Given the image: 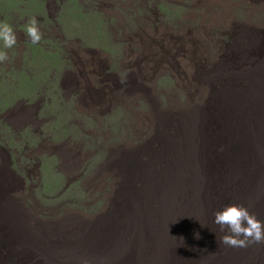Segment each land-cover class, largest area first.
I'll return each instance as SVG.
<instances>
[{
	"label": "rangeland",
	"instance_id": "rangeland-1",
	"mask_svg": "<svg viewBox=\"0 0 264 264\" xmlns=\"http://www.w3.org/2000/svg\"><path fill=\"white\" fill-rule=\"evenodd\" d=\"M263 2L264 0H259L260 5L251 7L248 13L243 8L248 6L249 1H235L229 12V14L239 12L238 18L244 22L247 21L244 33L250 32V37L253 39L249 47H246L247 42H245L243 68L255 69L260 74H264ZM211 9L216 11H214L215 17L212 20L209 14L211 11L207 9L205 1L0 0V21L11 24L17 36L16 45L10 49H5L9 55L8 64L3 65L1 63L2 65H0V88L2 89L0 97L4 95V87H6L5 93L7 96V92L16 82L21 85L17 88L27 91L28 96L35 97V93L41 89L42 92L47 94V99L44 102L45 105L41 108L40 115L44 119H50L52 116L55 118L46 128L47 135L52 138V140L50 139L52 144L56 146L62 142L66 143L67 136L57 134L55 131L51 133V126L60 129L58 125L61 120L72 127L75 125L73 127L75 136L72 143L79 147H74V150L79 155H89L91 164L96 165V167L103 158L111 153L110 148L117 150L119 148L126 149L129 146L141 147L145 142L146 149L141 155L137 156L135 159L137 167L132 169L135 183H140L141 175L146 170L144 167L149 166L148 161L157 160L158 154L161 153V146L158 145L155 152H152L150 146H153L156 141H162V146H166L168 142L172 143L173 140L183 141L190 131H192L191 135L198 133L193 127L194 123L197 124L199 121L198 127L204 125V119H195L192 125L181 122L182 119L180 118L177 121L175 116L170 114L179 104L180 110L185 112L187 119L191 117L195 106H200L201 108L197 109L196 114L200 113V116L208 114L210 122L220 132L215 139L224 138L228 147H237L236 141L239 128L235 123L236 120H230L222 110L224 98L222 95L227 91V94L230 95L232 91L235 92V97L238 100L241 92L229 88L231 72L226 74L225 79L217 80L223 86L216 93L213 84L208 83L209 88H206L197 70L196 62L199 58H213L216 53L213 45L220 40L232 42L234 37L240 34L241 29L236 26L226 29L222 24L217 25L216 14L219 8ZM32 17L38 20V27L42 33L41 41L36 45L30 42V38L27 37L25 31V26ZM141 26L146 31H159L163 35L159 45L167 42L166 48L173 46L176 51H179V47L186 44L187 39L185 38L187 36L194 38V49L186 51L180 48V53L184 55L182 57L183 75L186 78L184 83L179 82V79L171 76L165 70L162 75L149 84L148 93L143 92L141 84L138 86L133 85L127 95L123 94L121 97L114 98L113 103L108 101L102 112L104 114L110 113L111 116L104 119L90 111L85 114L88 109L83 101L79 104L69 103L66 108L58 104L57 99L52 95V91L56 88L57 75L60 71L65 70L61 74L71 77L75 70L74 67L69 65L70 55L66 51L71 53V57H76L87 54V51L78 53L80 47L97 48V50L90 53L105 58L104 65H101V67L106 66L109 71L116 70V74L110 78L116 80L126 79L130 70L125 64L112 63L110 59L121 60L122 40L124 37L131 36L130 31H138ZM255 31H260V33ZM108 36H111L113 40L111 45L98 43V40L107 39ZM59 38L64 39L61 41ZM82 38L84 39L82 40ZM240 45L241 40L238 39L237 46ZM0 47L2 48V42H0ZM115 50L118 53H115ZM246 52L249 53V57L245 56ZM59 53L62 54V60L66 59L67 54V63L58 60ZM127 60L128 58L125 57L124 61ZM73 63H76V61H73ZM142 64H144V60ZM127 65L129 67V63ZM134 69H137L138 73L134 74L131 71L129 80H133L135 75L143 78L144 72L141 66ZM99 71L103 72L104 70L100 68L94 72L97 74ZM7 73H10V76L6 78L9 81L6 84L1 83V78L5 77ZM54 77H56L55 82L52 81ZM99 82V80L92 81L91 84ZM193 83L199 86V90H196L198 94L191 92L190 87ZM150 94L158 99L162 113H158L157 120L152 122L158 132L155 131L147 135L143 118L149 116V111L144 104V100ZM205 96L207 97L206 101H202ZM226 104L228 108L233 107L230 98H226ZM13 107L14 105L10 104V101L0 100V114ZM37 109L39 111L40 107L38 106ZM234 117L239 119L240 115L235 114ZM256 121L258 124L261 123V119ZM191 128L192 130H190ZM157 135H159L158 138H156ZM3 138L10 140L6 141L9 148L8 153L1 151L2 156L6 159L5 155H8L7 157L13 160L14 163L1 166L0 171L17 168L15 162L28 168V171H35L34 161L27 162L25 159L27 151L24 141L16 137L14 139L12 135H6ZM35 140L38 141V138L35 137ZM243 143L248 147L259 144L264 146V137L253 136L244 140ZM0 144H2L1 140ZM69 146L73 148L72 145ZM50 150L55 151L56 148ZM56 152H54V157L51 159L44 158L46 164L49 162L53 170L45 167L43 163L38 177L39 185L35 183L36 187L25 189L20 184L18 195L20 200L27 199L29 201L35 212L41 215L44 224L61 226L56 230L58 237L71 236L70 240L75 241L77 246L80 245V240L83 241L84 239L83 232L88 222L93 221L97 224L96 227L89 228L86 234L82 247L89 255L85 253L86 256L82 259L81 264H127L126 260L124 261L126 256L132 259L139 256L146 261H155L156 264H214V256L218 253L216 248L224 252L222 264H254L260 246H258V249H256L255 244H251L246 248H232L221 244L219 238L223 233L213 223V214L222 207L233 203L243 204L246 207L254 205V207L257 206L258 210L264 211V192L260 193L259 190L253 192L257 188V182L252 177L249 188L235 189V182H231L223 173V162L226 159V153L217 142L211 143L210 152L212 155L206 156L204 166L202 164L196 166L191 164L178 167L182 156L185 160H188L189 153L182 154V151L178 152L176 150H173L172 158L167 156L162 163L160 162V165L155 164L152 166L154 173L152 179L154 178L153 180L156 181V186L161 185L168 188L178 185L180 189L184 190V194H181V196L187 197L189 201L195 202L198 208L202 209L205 220L197 223L201 227H190L192 231L202 229L191 236L171 230L169 238H161L160 230H158L155 243H147L145 246L119 258L113 257V249L106 246L108 240L103 239L108 238L103 230L105 221L98 217L102 210L109 208V204L105 207V198H103L107 193L91 190L83 193L77 184H68L61 173L58 172V167L65 160L66 153L58 158ZM173 161L175 164H173ZM60 170L65 172L68 178L71 177L62 165ZM107 181L106 178L101 179L98 183L101 185L100 190ZM108 182L112 183V179L110 178ZM196 182H198L197 188L195 190L191 189ZM183 197H179L176 203L177 217H179L180 212L188 215L193 210L187 200L184 202ZM3 198L7 200L6 197ZM144 200L147 210L146 219L149 217V208L160 206L161 201L159 197L153 196L149 192H146ZM197 213L194 212L193 214ZM116 214L112 211L111 215L107 217L115 218ZM62 218L64 220L60 221ZM68 219L71 220L66 221ZM2 228L3 226L0 225V240L6 242V234L1 230ZM52 228L53 226L49 227L47 231ZM142 229L148 230L146 226ZM139 230L140 227L135 224L130 233L117 230L116 234L119 239L124 238L129 244L132 239L139 242L137 238ZM109 236L111 239L114 238L113 235ZM180 241H189L191 248L174 250L173 244L176 245ZM45 243L46 240H41L38 245H23L22 250L16 255L24 257L21 260L23 264L27 261L26 257L34 258V248H41ZM93 248L98 250L99 255L90 256ZM52 261L58 263L57 259ZM41 264H47V261Z\"/></svg>",
	"mask_w": 264,
	"mask_h": 264
},
{
	"label": "clouds",
	"instance_id": "clouds-1",
	"mask_svg": "<svg viewBox=\"0 0 264 264\" xmlns=\"http://www.w3.org/2000/svg\"><path fill=\"white\" fill-rule=\"evenodd\" d=\"M194 1L206 2L207 9L211 11L210 13L208 11L211 15V20L215 17L216 12L211 8H219L216 14L217 25L222 24L226 29H231L232 26L241 29L240 34L235 36L232 42L220 40L213 45L216 52L213 58H199L196 62L197 70L206 88H209L208 83H211L216 93L223 86L217 80L225 79L226 74L231 72L232 76L230 77L229 88L241 92L238 100L235 97V92L232 91L230 95L227 94L228 91L222 95L224 97L222 110L230 120H236L235 123H237L239 128L236 141L237 147H228L224 138L215 139L219 136L220 132L210 122L208 114L202 116H200V113L196 114L197 109L201 108L200 106H195L191 117L187 119L185 112L180 110L179 104L173 109L172 114H170L174 115L177 121L180 118L182 119L181 122L192 125L193 120L204 119V125L198 127L199 121L197 124L194 123L193 127L198 133L191 135L192 131H190L183 141L173 140L172 143L168 142L166 146H162V141H156L153 146H150L153 150L152 152H155L158 145L161 146V153L160 155L158 154L157 160L148 161L149 166L144 167L146 170L141 175L140 183H135L133 181L134 173H132V169L137 167L135 161L137 156L141 155L146 149V146H144L145 142L141 147L129 146L126 149L119 148L117 150L110 148L109 151L111 153L106 158H103L96 167V165L91 164L89 155H79L74 150V147H79L72 143V139L75 136L73 129L75 125L72 127L63 120L58 125L60 129L50 125L51 133L55 131L57 134H65L67 136L66 143L62 142L56 146L52 144V138L47 135L46 128L55 118L52 116L50 119H44L40 115L41 108L45 105L44 102L47 99L45 92L39 89L35 93V97L28 96L27 91L17 88L21 85L16 82L12 85L6 96V87H4V95L0 97V100L10 101V104H13L14 107L0 114V140L2 141V144H0V167L14 163L6 155V159L2 156V152L8 153L9 148L6 141L10 140L3 137L12 135L14 139L16 137L24 141L27 151L25 159L27 162L34 161L33 167L35 171H28L25 166H20L15 162L17 168H9L6 171L0 172V225L3 226L1 230L6 234V242L0 240V264H22L21 260L24 257L16 255L22 250V246L38 245V242L41 240H46L44 246L34 248V258L30 256L26 257L27 261L23 264H41L46 261L47 264H56L52 261L53 259L58 260L57 264H79V261L81 264L82 259L86 256L85 253L89 255L82 245L89 228L97 226L95 222H88V225L84 228L85 231L84 229V232L82 231L85 235L84 239L83 241L80 240V245L77 246L75 245V241L70 240L71 236L58 237L56 230L61 228V226L44 224L41 220V215L35 212L29 201L27 199L20 200L18 195V186L20 184L26 189L36 187L35 183L39 185L38 177L43 163L45 167L53 170L51 164L49 162L46 164L44 158L51 159L54 157V152L56 151L59 156L58 158H61L66 153L65 160L63 159L64 161H62L60 166L62 165L71 177L68 178L65 175L66 173L60 170V166L58 167V172L61 173L68 184H77L83 193H87L89 190L105 191L107 193L103 198H105V207L109 204V208H103L104 210H102L98 217L105 221L103 223V230L108 238L103 239L108 240L106 246L109 249H113L112 256L116 258L127 255L129 252L141 248L147 243H155L157 241L156 233L158 230H160L161 238H169L171 230H175L179 234L191 236L202 229L192 231L190 228L201 227L197 223L203 222L205 215L195 202L181 196V194H184V190L180 189L178 185L168 188H164L161 185L156 186V181L152 179L154 176L152 166L155 164L160 165V162L162 163L167 156L172 158L173 150L182 151V154L185 152L189 153L188 160H185L182 156L178 167L189 166L191 164L194 166L202 164L204 166L207 159L206 156L212 155L210 145L215 141L226 153V159L223 162V173L231 182H235V189L249 188L251 177H255L257 188L253 192H258V190L260 193L264 192V146L259 144L255 147H248L243 143L244 140L251 136L264 137V121L261 123L263 124L262 129H257V126L252 127L253 124H257L256 120H264V74H260L255 69L249 70L243 68L245 42H247L246 47H249L253 39L250 37V32L244 33L247 21L244 22L238 18L239 12L237 14H229L231 5L235 1H249L248 6L243 8L249 13L251 7L260 5L259 0ZM138 29L135 32L130 31L131 36L128 38L124 37L122 40L121 60L110 59L112 63L119 62L126 65L130 70L126 79H111L110 77L116 74V70L94 73L101 65H104L105 60L102 56H95L90 53L97 50V48L80 47L78 53L87 51V54L76 57H71V53L66 51L70 55L69 65L74 67L75 70L71 77L61 74L65 70L60 71L57 75V80L56 77L52 80L53 82L56 80V88L52 91V95L55 96L58 104L66 108V105L69 103L79 104L83 101L88 109L85 111V114L90 111L104 119L111 116L110 113L104 114L102 112L108 101L113 103L114 98L121 97L123 94L127 95V92L133 85L138 86L141 84L143 92L148 93L149 84L162 75L165 70L171 76L179 79V82L184 83L186 80L183 75L184 64L182 57L184 55L180 53V48L186 51L194 49V38L187 36L185 38L187 39L186 44L183 47H179V51H176L173 46L166 48L167 42L159 45L163 37L159 31H146L142 26ZM25 31L33 45L41 41L42 33L38 27V20L35 17L28 20ZM255 32L260 33V31ZM63 39L60 40L63 41ZM238 39L241 40L239 47L237 46ZM112 41L111 36H108L107 39L98 40V43L111 45ZM0 42H2V48L0 47V65H2L1 63L5 65L9 61L8 51L5 49H10L16 45L17 36L13 26L3 21H0ZM115 53H118V51L115 50ZM67 54L66 59L62 60V54L59 53L58 60L67 63ZM245 56L249 57L250 55L246 52ZM125 57L128 58L127 61H124ZM186 59L188 58L186 57ZM143 60L144 64H142ZM73 61H76V63H73ZM137 66H141L143 69V78L135 75L133 80H129L131 71L134 74L138 73V70L134 69ZM9 74L7 73L5 77L1 78V83L6 84L9 81L6 79L7 76H10ZM91 77L100 82L97 84L88 83ZM190 88L192 93L198 94L196 90H199V86L197 84H191ZM226 98L231 99L233 107H227ZM206 99L207 97L205 96L202 101H206ZM144 104L149 111V116L143 118V124L144 128L146 127L145 133L149 135L157 131L152 122L157 120L158 113H162V109L158 104V99L152 94L144 100ZM35 106L40 107L37 113L32 109ZM29 108L31 110H28ZM235 114L240 115L239 119L234 117ZM35 137L38 138L39 142L35 140ZM158 137L159 135L156 136V138ZM69 145H72L73 148ZM51 148H56V150L51 151ZM173 164H175L174 161ZM103 178H106L108 181L111 178L112 183L107 181L104 187L102 186V190H100L101 185L98 183ZM197 183H194L191 189L195 190ZM146 192L159 197L161 205L151 206L149 208V217L145 219L147 210L144 196ZM3 197H6L7 200H4ZM179 197H183L184 202L187 200L191 209H193L188 215L180 212L179 217H177L176 203ZM112 211L117 213L115 218L107 217L111 215ZM194 212L198 213L193 214ZM213 217V223L223 233L219 238L221 244L232 248H246L251 244H258L260 251L254 264H264V211L263 213L261 211L262 220H260L245 205L233 203L214 212ZM63 220L62 218L60 221ZM135 224L140 227L137 236L139 242L132 239L127 244L124 238H118L116 234L117 230L130 233ZM50 226H53V228L47 231ZM145 226L148 230L142 229ZM109 235H113L114 238L111 239ZM173 247L174 250H184L191 248V244L189 241H180L176 245L173 244ZM217 250L218 253L214 256L213 263L222 264L224 252L218 248ZM91 253L90 256L99 255L96 248H93ZM127 258V256L124 258L127 264H156L155 261H146L139 256L135 259Z\"/></svg>",
	"mask_w": 264,
	"mask_h": 264
},
{
	"label": "bare ground",
	"instance_id": "bare-ground-1",
	"mask_svg": "<svg viewBox=\"0 0 264 264\" xmlns=\"http://www.w3.org/2000/svg\"><path fill=\"white\" fill-rule=\"evenodd\" d=\"M94 52V51H93ZM100 68H102L104 71H106L107 70V68L108 67H106V66H103V67H100ZM99 68V69H100ZM259 68V67H258ZM260 69V68H259ZM94 73H96V72H94ZM92 81H97V80H95L93 77H91V79H89L88 80V83H92ZM38 106H35V107H33L32 109L34 110V112L35 113H37L38 112ZM28 110H31V108H29ZM263 122V120L261 119V123ZM256 123H257V121H256ZM261 123H257V124H253L252 125V127H256L257 126V129H262V126H263V124H261ZM251 137H253V136H251ZM255 141V140H254ZM255 146H257V145H254V147ZM26 147V146H25ZM8 156V155H7ZM19 164V163H18ZM5 169H7V168H5ZM28 169V168H27ZM2 170V169H1ZM1 172V171H0ZM254 180H256V178L255 177H252ZM154 179V178H153ZM226 181V180H225ZM233 184V183H232ZM228 185V184H227ZM27 186V185H26ZM29 186V185H28ZM233 186V185H232ZM249 186H250V184H249ZM231 187V186H230ZM229 187V188H230ZM256 188V187H255ZM26 189V188H25ZM254 189V188H253ZM18 190H20V189H18ZM250 193V192H249ZM250 196V195H249ZM245 197V196H244ZM252 200V199H251ZM250 201V200H249ZM251 203V202H250ZM246 206V205H245ZM257 207V206H256ZM256 207H254V205L252 206V205H249V210H251V211H253V212H251V213H253L258 219H260V220H262V217H261V211L260 210H258ZM259 207V206H258ZM264 208V207H263ZM262 213H263V211H262ZM51 227V226H50ZM202 242V241H201ZM206 243V242H205ZM256 245V249H258V244H255ZM203 247V246H202ZM220 248V247H219ZM217 249V248H216ZM223 249V248H222ZM209 254V253H208ZM205 256V255H204ZM207 263V262H206ZM85 264V263H84Z\"/></svg>",
	"mask_w": 264,
	"mask_h": 264
}]
</instances>
